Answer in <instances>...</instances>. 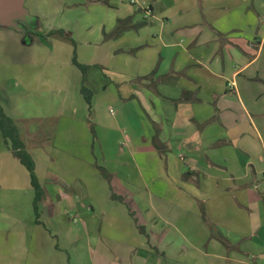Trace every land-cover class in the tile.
Here are the masks:
<instances>
[{
  "label": "rangeland",
  "instance_id": "rangeland-1",
  "mask_svg": "<svg viewBox=\"0 0 264 264\" xmlns=\"http://www.w3.org/2000/svg\"><path fill=\"white\" fill-rule=\"evenodd\" d=\"M187 1V6L191 1L195 3L197 13L179 21L170 14L167 18L162 16L161 20L159 6L153 5L152 13H143L141 10L148 9L153 0H51L43 5L35 2L36 11L29 9V4L25 6L37 19L38 31L44 35L51 31L63 34L47 36L44 42L34 37L24 45L20 33L17 32L20 36L17 39L13 36L16 32L10 34V30H5L9 34L0 40L1 111L11 120L15 118L22 122L13 121L24 146L27 141L23 131L38 128V133L45 131L42 140L49 146L48 153H53V147L61 148L58 139L55 140L57 131L70 121L66 113H70L78 102L80 107L83 104L86 116L83 122L79 120V134L83 132L85 137L79 139L78 154L86 156L87 151L89 158L92 157L93 167L85 172L93 175L89 179L91 182L95 179V186L89 197H81V192H77L73 208L68 207L65 214L61 207L53 212L40 211L43 199H36L35 190L29 195L22 191L21 175H28V172L12 155L0 134V264H110L109 260L116 257L120 264H187L190 261L178 239L173 240L175 245L167 240H160L159 245L152 244V236H160L162 232L152 229L145 221L151 211L147 200L156 188L144 183L143 201L125 200L119 195L118 183L114 180L112 185V178L104 169L112 167L124 174L125 166L118 165L117 161L127 159L123 149L125 138L134 134L135 129L138 132L140 126L143 136L151 141L153 124L137 103V118L133 119L125 112L123 116L127 123L119 122L122 106L136 102L131 96L132 88L140 89L149 98L157 94L177 98L179 88L188 86L184 77L177 78L175 86H169L163 77L157 76V72L163 74L164 70L172 71L182 66L186 60L182 50L187 47L190 54L203 53L202 49L193 51L192 38L173 31L199 22L222 26L224 30L237 26L235 28L242 31L248 23L247 0H222V5L225 1L238 2L235 11L224 10L222 5L207 6L202 19L200 2L215 0ZM233 34L240 36L237 32ZM73 60L87 67L84 74L73 65ZM195 75L209 80L204 71L195 73L194 68L188 67L186 77L194 78ZM82 83L91 92L89 106L80 93ZM5 94L9 96V103ZM148 104L149 110L154 111L150 102ZM160 108L174 110L176 104L160 101L158 110ZM197 113L202 121L207 119L205 124L209 122L204 106L194 109L196 119ZM47 114L50 115L38 124L36 118ZM164 118L161 120L166 126ZM72 121L70 124H76ZM99 123L105 128H98ZM216 134L217 130L206 133L209 137ZM146 142H137V146L148 151L145 148L151 146V142ZM172 150L177 157L178 148ZM2 153L11 155L13 162L8 164V171ZM147 157L144 156V160L149 161L147 166L151 169L153 164ZM3 170L8 172L6 175L13 176L9 190L1 184ZM161 179L169 185L166 175H161ZM159 191L164 196H171L170 190L163 185ZM39 221L42 223L37 225ZM260 232L256 238L264 239V228ZM177 250L181 257L174 261L168 257V251Z\"/></svg>",
  "mask_w": 264,
  "mask_h": 264
},
{
  "label": "crops",
  "instance_id": "crops-1",
  "mask_svg": "<svg viewBox=\"0 0 264 264\" xmlns=\"http://www.w3.org/2000/svg\"><path fill=\"white\" fill-rule=\"evenodd\" d=\"M50 1L24 0V8L28 12L25 5L29 4V9L36 11L38 6H33L35 2L43 5ZM153 1L148 9L141 11L152 13L153 7L159 6L161 20L162 16L167 18L170 14L179 21L197 13L192 1L188 6L187 0ZM221 3L222 0L201 1V19L206 14L207 6L221 7ZM246 6L250 12L248 23L244 24L242 31L235 28L237 26L224 30L222 26L214 27L206 22L173 31L174 34L192 38L191 45L195 46L193 51L202 49L203 53L195 51L190 54L187 47L182 50L186 56L180 66L182 68L164 70L163 74L157 72V76L163 77L169 86H175V80L184 77L188 86L179 88L180 95L177 98L165 94L149 98L140 89L132 88L131 96L136 102L122 106L119 122L127 123V118L123 116L125 112L136 119L135 106L138 104L153 124V134H149L151 141L143 136L140 126L138 132L135 129L134 134L125 138L123 149L127 159L124 162L117 161L118 165L125 166L124 174L104 166L112 178L111 184L114 180L118 183L119 195L125 200L134 198L143 201L141 193L144 183L156 188L147 200L151 211L145 221L152 229L162 232L160 236H152V244L159 245L160 240H167L175 245L173 240L178 239V244L183 246L187 254L186 258H190L187 264H264V239L256 238L264 228V0H247ZM222 8L235 11L238 2L225 1ZM5 30L10 29L0 27V40L8 32H15ZM236 32L240 36L233 34ZM13 36L17 39L20 37L18 33ZM188 67L194 68L195 73L204 71L209 80H205L202 75L187 78ZM8 97L5 94L7 103L10 101ZM160 101L176 104V109L158 110ZM180 101L183 103L178 104ZM148 102L154 111L149 110ZM81 105L78 102L70 113H66L70 121L55 135V140L60 142V150L53 147L55 151L48 153L49 146L42 140L45 131L38 133V128L23 131L27 141L24 147L34 162L38 198L43 199L40 211L53 212L61 207L65 214L68 207L73 208L77 192H81V197H89L95 186V179L92 182L89 179L93 175L85 172L93 167L92 157L89 158L87 151L86 156L78 154L81 146L79 139L85 137L83 132L79 134V120L83 122L86 116ZM199 106H204L208 111L210 120L207 124L204 123L207 119L202 121L199 112L197 119L193 115L194 109ZM49 115L36 118L37 123L40 124L42 118ZM162 117H165L167 127L162 124ZM72 119L77 126L70 124ZM12 120L21 122L15 118ZM98 128L104 129L105 125L99 123ZM216 130L218 134L215 137L206 135ZM146 141L151 142V146L145 148L148 151L137 146V142ZM99 144L103 149L102 143ZM173 147L178 148L177 157ZM58 153L62 154L61 157ZM2 154L6 164L4 167L8 171V164L13 162L11 155ZM144 156H148L153 168L147 166L149 161H145ZM6 173L3 170L1 184L5 190H9L13 176ZM161 175L167 176L169 185L164 183ZM21 176L22 191L29 195L34 190L29 175ZM162 185L170 190L171 196L160 193ZM147 201L145 204H148ZM40 223L36 222L37 225ZM168 257L178 261L181 255L179 250L168 251ZM109 262L120 264V259L116 257Z\"/></svg>",
  "mask_w": 264,
  "mask_h": 264
},
{
  "label": "trees",
  "instance_id": "trees-1",
  "mask_svg": "<svg viewBox=\"0 0 264 264\" xmlns=\"http://www.w3.org/2000/svg\"><path fill=\"white\" fill-rule=\"evenodd\" d=\"M14 25L5 26L3 28L14 30L21 34V40L23 44H27L30 42L32 38H38L40 42H44L47 36H51L53 34H63L61 31H51L47 34H41L37 27L38 21L35 17L27 14L26 18H19L17 20H13ZM73 65L77 67L82 74H84L87 67H84L78 64L75 60H73ZM80 93L83 96L87 105H90L91 92L84 86L82 83L80 88ZM0 134L4 144L10 148L12 155L18 160V162L25 168L28 172L30 183L35 190V197L38 199L39 187L36 182V178L34 175V162L24 149V145L19 138L17 128L10 118L6 117L4 113L0 109ZM107 175V174H106Z\"/></svg>",
  "mask_w": 264,
  "mask_h": 264
},
{
  "label": "water",
  "instance_id": "water-1",
  "mask_svg": "<svg viewBox=\"0 0 264 264\" xmlns=\"http://www.w3.org/2000/svg\"><path fill=\"white\" fill-rule=\"evenodd\" d=\"M24 0H0V27L14 25L13 20L26 18Z\"/></svg>",
  "mask_w": 264,
  "mask_h": 264
}]
</instances>
